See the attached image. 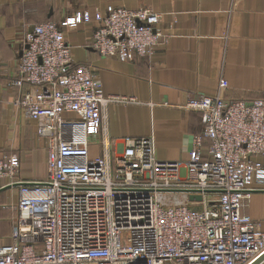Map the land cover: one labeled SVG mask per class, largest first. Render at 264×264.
<instances>
[{"label": "built area", "instance_id": "built-area-1", "mask_svg": "<svg viewBox=\"0 0 264 264\" xmlns=\"http://www.w3.org/2000/svg\"><path fill=\"white\" fill-rule=\"evenodd\" d=\"M159 22L150 7L108 5L36 23L23 36L10 84L45 139L46 175L18 179L19 157L0 156V178L17 187L0 264H249L264 251V232L243 210L264 179V97L226 98L225 78L211 93L188 95L183 107L200 112L202 131L183 160L157 158L151 136L126 138L117 151L105 132L93 139L115 96L74 61L64 30L91 24L98 53L131 59L162 43Z\"/></svg>", "mask_w": 264, "mask_h": 264}, {"label": "crops", "instance_id": "crops-1", "mask_svg": "<svg viewBox=\"0 0 264 264\" xmlns=\"http://www.w3.org/2000/svg\"><path fill=\"white\" fill-rule=\"evenodd\" d=\"M108 5L157 11L165 38L150 55L124 59L90 45L91 24L64 30L74 61L88 66L105 95L115 96L100 109L94 141L105 132L117 151L126 138L151 136L157 158L183 160L202 131L200 112L183 107L188 95L211 93L225 78L226 98L264 97V0H0V156L19 157L18 179L44 178L47 158L37 121L23 114L19 89L10 84L23 36L36 23L60 22L76 9L93 14ZM99 149L89 145L92 156ZM253 187L243 210L264 232V179ZM16 201V185L0 178V244L10 240Z\"/></svg>", "mask_w": 264, "mask_h": 264}, {"label": "water", "instance_id": "water-1", "mask_svg": "<svg viewBox=\"0 0 264 264\" xmlns=\"http://www.w3.org/2000/svg\"><path fill=\"white\" fill-rule=\"evenodd\" d=\"M15 185V184H14ZM9 184L4 185L2 188L9 187ZM194 196H190V198H193ZM196 198H200L199 195L195 196ZM262 259H264V251L258 255L253 261H251L249 264H258Z\"/></svg>", "mask_w": 264, "mask_h": 264}, {"label": "rangeland", "instance_id": "rangeland-1", "mask_svg": "<svg viewBox=\"0 0 264 264\" xmlns=\"http://www.w3.org/2000/svg\"><path fill=\"white\" fill-rule=\"evenodd\" d=\"M15 204V203H14ZM14 209V208H13ZM15 213H16V210L14 209Z\"/></svg>", "mask_w": 264, "mask_h": 264}]
</instances>
